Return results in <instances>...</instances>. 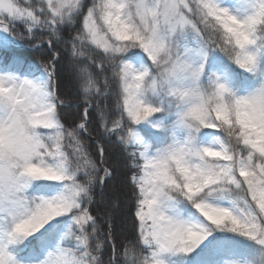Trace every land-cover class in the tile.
Wrapping results in <instances>:
<instances>
[{"label": "snow or ice", "instance_id": "snow-or-ice-1", "mask_svg": "<svg viewBox=\"0 0 264 264\" xmlns=\"http://www.w3.org/2000/svg\"><path fill=\"white\" fill-rule=\"evenodd\" d=\"M0 264H264V0H0Z\"/></svg>", "mask_w": 264, "mask_h": 264}, {"label": "trees", "instance_id": "trees-1", "mask_svg": "<svg viewBox=\"0 0 264 264\" xmlns=\"http://www.w3.org/2000/svg\"><path fill=\"white\" fill-rule=\"evenodd\" d=\"M21 31L23 30L21 29ZM60 47L62 48L63 46L61 45ZM18 51L26 59L35 60L37 62L40 61L42 56H47L48 54L46 50L34 52L19 49ZM66 75L72 80V83H69L68 79H66L68 78ZM61 90L64 93L75 97L74 81L65 71L62 72ZM78 112H82V109L78 108L77 101L73 99L70 109L64 114L65 120L68 123H71L72 118L76 116ZM93 117H95V114H93ZM92 128L94 137L99 138V134L95 130V124L92 125ZM100 143L105 148L106 163L104 167L110 168L114 175L106 181L105 185L102 186V191L100 188L96 189V203L92 205V212L98 217L102 235L111 231L114 233L117 240L123 242L127 240V238L133 236V198L130 188L125 183V176L127 174L125 154L116 143L107 141H100ZM96 147L97 146L91 147L94 157L98 155ZM114 186H117V192L116 190L112 192H116L115 194L119 198L117 202L118 204L116 203L113 212H106L105 207H107L106 205L109 199V194H111L110 191L108 192V188L111 187L113 189ZM118 206H120L119 209H117ZM126 221H129V228H126ZM109 253L110 249H107L105 259H107Z\"/></svg>", "mask_w": 264, "mask_h": 264}, {"label": "rangeland", "instance_id": "rangeland-1", "mask_svg": "<svg viewBox=\"0 0 264 264\" xmlns=\"http://www.w3.org/2000/svg\"><path fill=\"white\" fill-rule=\"evenodd\" d=\"M64 71L71 77L70 71H67V70H64ZM114 190H116V192H117V186H114L113 189L111 187L108 188V192L110 191L111 194L108 193L109 194V199H108V202H107V205H106L107 207H105L106 212L107 211L108 212H113V209L116 206V203L118 202L119 198L116 196V194H115L116 192L115 193L112 192ZM125 225H126V228H129V221H126Z\"/></svg>", "mask_w": 264, "mask_h": 264}, {"label": "bare ground", "instance_id": "bare-ground-1", "mask_svg": "<svg viewBox=\"0 0 264 264\" xmlns=\"http://www.w3.org/2000/svg\"><path fill=\"white\" fill-rule=\"evenodd\" d=\"M66 76H67V75H66ZM67 77H68V76H67ZM66 79H68L69 83H72V80H70V79H69V77H68V78H66ZM119 207H120V206H118V208H117V209H119Z\"/></svg>", "mask_w": 264, "mask_h": 264}]
</instances>
